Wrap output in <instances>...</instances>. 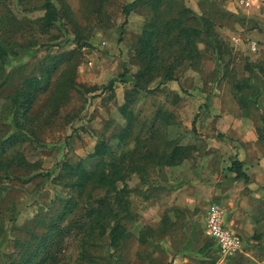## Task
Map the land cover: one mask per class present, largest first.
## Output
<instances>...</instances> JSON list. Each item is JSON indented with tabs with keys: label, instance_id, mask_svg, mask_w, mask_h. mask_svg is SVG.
Segmentation results:
<instances>
[{
	"label": "rangeland",
	"instance_id": "obj_1",
	"mask_svg": "<svg viewBox=\"0 0 264 264\" xmlns=\"http://www.w3.org/2000/svg\"><path fill=\"white\" fill-rule=\"evenodd\" d=\"M44 1L0 0V38L19 51L0 80V139L25 133L13 148L22 165L12 178L0 179V264L41 235V217L56 215L70 196L57 179L62 163L87 160L100 139L139 163L127 179L130 235L118 247L91 248L102 257L91 262L82 256L85 235L72 228L60 264H264L261 243L253 249L258 261L247 260L243 253L225 256L205 234L207 209L222 204L227 189L264 191V0H173L188 9L185 26L204 28L200 19L208 17L213 38L198 41L193 60L170 45L164 69L144 76L138 49L154 17L151 7H137L125 22L123 5L133 0H52L60 12L69 6L78 26L64 19L45 30ZM165 10L158 20L171 14ZM72 51L76 85L67 95L57 90L65 65L59 67L24 126H17L21 112L13 97L25 79L41 72L50 56ZM167 68L174 79L164 78ZM124 107L132 119L126 140L119 136L129 124ZM176 144L191 146L190 156L160 164ZM234 160L248 179L230 169Z\"/></svg>",
	"mask_w": 264,
	"mask_h": 264
},
{
	"label": "trees",
	"instance_id": "obj_2",
	"mask_svg": "<svg viewBox=\"0 0 264 264\" xmlns=\"http://www.w3.org/2000/svg\"><path fill=\"white\" fill-rule=\"evenodd\" d=\"M172 1L133 0L123 5V12L126 15L125 22L131 12L139 6L151 7L154 12V17L146 22L138 49L140 58L145 64L142 69L143 73H141L143 76L146 72L152 73L157 69H164L162 55L170 45H177L176 54L179 57L193 60L200 53L197 47L198 41L204 38V35L207 39L213 38L212 24L208 17L204 16L200 19L205 25L204 28L185 26L182 20L188 9L184 8L180 2ZM163 4H166V10L161 8ZM42 7L45 13L40 20L45 30H49L57 21L64 19L78 26L75 22L76 16L69 6L65 7L64 12H60L52 0H45ZM164 10L171 14L167 19L160 21L157 18ZM161 36H166L167 39L163 44L158 45ZM87 45L90 44L87 43ZM11 54L17 56L19 51L15 48L9 49L7 43L0 38V80L7 62L10 61ZM49 58L48 65L43 67L37 75L27 77L22 89L13 97L17 110L21 112L20 115L18 112L16 114L17 126H24L35 98L40 91L43 92L48 88L52 75L59 67L65 65L57 90L67 95L76 85L74 80L76 68L72 67L73 51L54 54ZM163 76L168 80L174 79L173 69H165ZM113 83L114 79L110 84ZM1 84L3 83H0V86ZM124 108L129 124L119 136L126 140L131 131L132 119L126 107ZM20 134L25 133L12 132L0 139V179L12 178L15 176V171L22 165L19 152L13 149ZM190 149L191 146L176 144L169 153L160 156V164L175 165L190 156ZM88 156L87 160L62 163L61 173L57 179H60L65 187L71 189L70 196L64 199V204L56 215L41 217L40 220L44 224L42 234L35 233L32 237L33 242L25 241L13 255H10L5 264H60L58 255L65 236L72 232V228H76L77 232L85 235L81 237L82 256L91 262H98V259L102 258L90 253L91 248L118 247L130 235L126 222L132 218V204L131 187L127 179L133 171L138 170L139 163L134 159L133 154L125 152L120 155L116 154L104 139L96 143L94 151ZM92 158L96 159L95 164L91 162ZM230 169L236 173L237 178L247 179L248 175L243 170L240 160H234ZM66 220L68 221L65 222Z\"/></svg>",
	"mask_w": 264,
	"mask_h": 264
},
{
	"label": "crops",
	"instance_id": "obj_3",
	"mask_svg": "<svg viewBox=\"0 0 264 264\" xmlns=\"http://www.w3.org/2000/svg\"><path fill=\"white\" fill-rule=\"evenodd\" d=\"M220 201L225 208L224 218L227 226L240 236L243 243L242 249L232 256L236 257L243 253L242 255L247 260L255 259L258 261L256 259L258 255L253 253V249L256 251L255 246L260 243L264 248L263 189L251 191L227 189ZM247 256L252 259H248Z\"/></svg>",
	"mask_w": 264,
	"mask_h": 264
},
{
	"label": "built area",
	"instance_id": "obj_4",
	"mask_svg": "<svg viewBox=\"0 0 264 264\" xmlns=\"http://www.w3.org/2000/svg\"><path fill=\"white\" fill-rule=\"evenodd\" d=\"M243 1L250 4V0ZM252 47L257 48L256 42H253ZM224 215L223 205L217 202L212 203L206 214L205 234L216 241L225 256H232L242 249L243 243L240 236L227 226Z\"/></svg>",
	"mask_w": 264,
	"mask_h": 264
}]
</instances>
